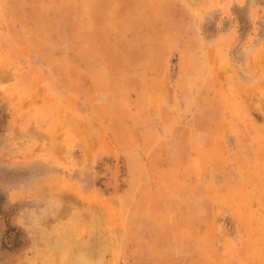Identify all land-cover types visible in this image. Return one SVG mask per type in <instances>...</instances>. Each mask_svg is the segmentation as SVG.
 <instances>
[{"label":"rangeland","instance_id":"374dc122","mask_svg":"<svg viewBox=\"0 0 264 264\" xmlns=\"http://www.w3.org/2000/svg\"><path fill=\"white\" fill-rule=\"evenodd\" d=\"M0 264H264V0H0Z\"/></svg>","mask_w":264,"mask_h":264},{"label":"crops","instance_id":"0c3cea01","mask_svg":"<svg viewBox=\"0 0 264 264\" xmlns=\"http://www.w3.org/2000/svg\"><path fill=\"white\" fill-rule=\"evenodd\" d=\"M215 211H216V208L215 207H213V209H212V211L209 209V211H207V212H209V215H211V221H210V223L211 224H213V222H214V219L216 218V214H215ZM207 216V215H206Z\"/></svg>","mask_w":264,"mask_h":264}]
</instances>
